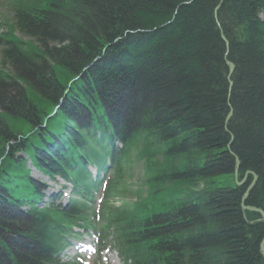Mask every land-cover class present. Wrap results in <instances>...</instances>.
Listing matches in <instances>:
<instances>
[{
    "label": "trees",
    "instance_id": "trees-1",
    "mask_svg": "<svg viewBox=\"0 0 264 264\" xmlns=\"http://www.w3.org/2000/svg\"><path fill=\"white\" fill-rule=\"evenodd\" d=\"M2 2L0 264H58L93 226L86 167L106 159L105 196L130 163L149 185L103 206L123 264H264V222L240 208L252 173L244 206L264 214V0ZM28 161L72 184L66 207H36ZM236 162L244 184L214 186ZM169 186L182 197L159 213Z\"/></svg>",
    "mask_w": 264,
    "mask_h": 264
},
{
    "label": "rangeland",
    "instance_id": "rangeland-1",
    "mask_svg": "<svg viewBox=\"0 0 264 264\" xmlns=\"http://www.w3.org/2000/svg\"><path fill=\"white\" fill-rule=\"evenodd\" d=\"M4 16L8 17L9 14L0 5V33L2 31H4V27L1 26V24L4 22V18H5ZM1 19H3V20H1ZM31 176H32V178L38 179L39 181H41L42 183L46 184L49 187V189L46 191V196H49L52 192L57 191L60 186L65 185V183H63V182H57V184L51 183V182L48 183V181L42 179V177L36 175L34 172L32 173ZM142 179H143V177H142V174L139 172V170L136 172V175L133 176L131 179H126V184L111 199L113 205L114 206H120L123 202L134 201L136 191H140V194L146 195L147 190L145 191V189L142 186V181H141ZM213 183H214L213 184L214 186H218V187H233L235 185L234 178L231 175H225V176H222L219 178H215L213 180ZM168 188L169 189L167 192V195H168L167 198H162L163 200H165V203L163 205H161L160 203H156L153 206L151 205L155 210L162 211L165 208L170 207L171 202H174L175 200H178L182 197V196L175 193L176 192L175 188H173L171 186H169ZM61 202H62V204H66V200H62ZM149 203H150V201H149ZM109 252L104 251L103 253H101L100 261L105 262L106 264H120L119 260L116 258L117 256H116L115 252H112V253H109ZM71 256H72V253H69V252H68V254L64 253L62 259L64 261H66L69 258H71ZM92 258H93V256L90 257V259H92ZM93 263L95 264L94 260L90 264H93Z\"/></svg>",
    "mask_w": 264,
    "mask_h": 264
},
{
    "label": "water",
    "instance_id": "water-1",
    "mask_svg": "<svg viewBox=\"0 0 264 264\" xmlns=\"http://www.w3.org/2000/svg\"><path fill=\"white\" fill-rule=\"evenodd\" d=\"M223 38V37H222ZM224 40V38H223ZM225 41V40H224ZM226 43V42H225ZM227 44V43H226ZM227 67H228V76H227V79L229 80V76L231 75L232 71H233V66L227 62ZM229 86H231V83L229 82ZM228 120V119H227ZM237 170H238V163L236 162V165H235V171H234V177L236 178V175H237ZM247 174H250L252 175V182L250 183V185L248 186V188L246 189L242 199H241V210L242 211H250V212H253V213H258L262 219V221L264 222V214L261 210L259 209H255V208H250V207H245L244 206V202H245V199L246 197L248 196V193L249 191L251 190V188L254 186L255 182H256V177L252 174V173H247ZM246 177H244L243 181L241 183H238L237 185L238 186H241L244 182ZM260 252H261V255L264 257V238L260 244Z\"/></svg>",
    "mask_w": 264,
    "mask_h": 264
}]
</instances>
